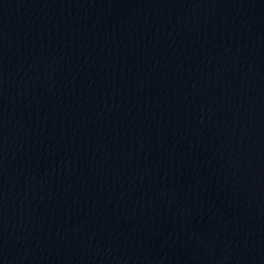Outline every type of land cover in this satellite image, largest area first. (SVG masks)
<instances>
[{
	"label": "water",
	"instance_id": "95a60500",
	"mask_svg": "<svg viewBox=\"0 0 264 264\" xmlns=\"http://www.w3.org/2000/svg\"><path fill=\"white\" fill-rule=\"evenodd\" d=\"M0 264H264V0H0Z\"/></svg>",
	"mask_w": 264,
	"mask_h": 264
}]
</instances>
